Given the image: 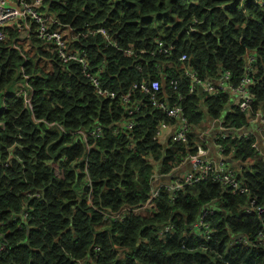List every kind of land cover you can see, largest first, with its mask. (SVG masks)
<instances>
[{
  "label": "trees",
  "instance_id": "16d2710c",
  "mask_svg": "<svg viewBox=\"0 0 264 264\" xmlns=\"http://www.w3.org/2000/svg\"><path fill=\"white\" fill-rule=\"evenodd\" d=\"M42 10L80 34L73 44L94 73L102 68L100 83L116 91L141 77L122 49L149 48L158 36L201 75L220 65L233 83L247 50L255 57L252 107L264 117V0H43ZM193 17L195 31L186 33ZM98 27L117 48L89 34ZM14 37L9 30L0 41V160L10 145L19 146L0 166V264H264V243L257 239L264 210L247 215L242 208L250 197L264 204V161L248 143L228 141L232 160L250 163L251 171L238 176L248 195H231L202 181L184 187L173 202L160 193L144 208L154 168L166 173L184 153L175 143L158 147L150 140L161 118L157 111L139 118L131 131H116L111 125L120 118L119 106L92 94L75 64H61L33 37L16 49ZM140 63L143 76L153 75L150 63ZM19 66L31 86V110L12 96L22 85ZM227 105L226 94H198L185 100L184 112L195 123L205 106L223 125H242L243 114L234 106L227 112ZM96 125L101 136L88 140L89 150L70 134ZM214 198L220 199V211L210 221L214 235L207 241L185 237L200 206ZM119 212L122 220H114ZM165 223L172 224V232L156 235ZM239 234L251 247L231 243Z\"/></svg>",
  "mask_w": 264,
  "mask_h": 264
},
{
  "label": "built area",
  "instance_id": "2783aa9c",
  "mask_svg": "<svg viewBox=\"0 0 264 264\" xmlns=\"http://www.w3.org/2000/svg\"><path fill=\"white\" fill-rule=\"evenodd\" d=\"M42 7L43 0H0V41L7 38L9 30L15 32L13 44L16 49L18 43L28 41L32 37L36 38L45 49L54 51L61 64H75L91 88L92 94L114 101L119 106L120 118L111 125L116 131H131L139 126V118L157 111L161 118L154 123L150 140L158 147L175 143L183 149V155L168 172L159 173L154 168L150 188L142 207H147L160 193H166L167 202H173L184 187L202 181L215 183L221 190L231 195H248V187L238 176L244 171H251L250 163L233 161L231 158L233 148L228 145V141L239 140L248 143L255 157L264 161V117L260 110L253 109L254 99L249 90L255 72L253 54L247 50L243 51L239 57L242 62L241 74L237 82L233 83L230 71L220 65L210 74L201 75L187 62L184 53L175 55L172 44L162 41L158 36L150 42L149 48L135 49L129 46L122 49V54L132 59L131 65L141 77L131 82L125 90L116 91L100 83L97 73L102 68H98L94 73L84 51L73 44L80 34L70 25L61 23L53 14L43 11ZM197 23L194 17L191 18L185 32H194ZM89 34H98L105 45L117 48L116 42L105 29L98 27ZM23 59L25 60V57ZM140 61L150 63L153 75L147 72L146 76H143ZM17 72L22 85L12 91V96L21 100L22 108L31 110L32 90L28 76L21 66ZM221 93L227 95L228 105L224 110L230 112L231 106H234L243 114L242 125H223L221 118L210 116L205 106L201 109V118L195 123L185 115L184 102L187 98L198 94L217 97ZM3 98L0 104L2 109ZM1 126L2 122L0 128ZM59 129L63 130L61 127ZM70 134H74L76 139L80 138L85 150H89L93 143H89L88 140L99 138L101 127L96 125L89 129H77ZM18 147L14 143L7 148L6 157L0 160V166H5L11 160L14 148ZM130 148L132 145H129L128 149ZM225 149H228L227 153ZM218 200L220 199H210L200 206L185 237L193 236L207 241L214 235L215 229L210 221L211 217L220 211L219 203L216 204ZM256 201L255 197L248 198L246 204L242 206L243 212L247 215L261 213L264 204H257ZM22 217H26V214L23 213ZM122 218V212L113 217L119 221ZM172 229L171 223H165L157 229L156 235L162 237L166 233H171ZM257 239L264 243V223H261V230L257 232ZM231 243L251 247L247 237L242 234L234 235ZM3 249L4 244L0 242V251Z\"/></svg>",
  "mask_w": 264,
  "mask_h": 264
}]
</instances>
